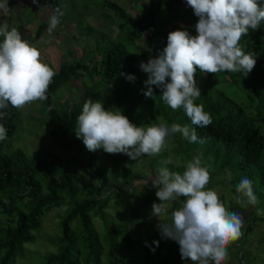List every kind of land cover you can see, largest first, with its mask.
<instances>
[{"label": "trees", "instance_id": "obj_1", "mask_svg": "<svg viewBox=\"0 0 264 264\" xmlns=\"http://www.w3.org/2000/svg\"><path fill=\"white\" fill-rule=\"evenodd\" d=\"M46 3L53 14L57 8L62 11L61 0H47ZM259 3L264 7V0ZM109 5L123 19L120 27L126 28L125 40L129 43L105 41L95 35L91 61L83 54L74 62L62 63L49 87L48 99L40 101L45 115L41 124L46 126L56 148L69 149L72 156L64 159L47 148L35 154H27L19 147L12 148L6 142L16 131L20 109L9 106L7 110L10 113L5 121L7 139L0 141V264H15L24 258H30L34 264H192L179 256L180 246L176 241L163 238L158 228L148 232L147 220H142L140 230L130 226L133 216L131 222L125 219L119 223L121 230L108 222V200L121 195L98 161L99 150L88 151L75 133L83 104L89 98L100 100L106 91L111 97L104 100L105 108H120L136 126L157 123L160 118L169 125L195 127L205 142L191 143L177 133L169 137L174 141L176 156L185 163L201 155L212 169L207 187H226L231 194L227 204L225 194L218 193L226 208L244 214L248 224L264 219L255 213L257 209L264 210V21L240 42L246 52L257 54V63L251 73L246 76L243 71L204 73L197 68L195 78L203 83L197 85L201 96L195 103L203 104L212 117L209 126L198 127L191 124L182 107L173 110L161 99V88L153 86L154 99L145 97L144 82L148 74L142 73L140 58L143 55L135 44L137 40L143 42L146 52L157 57L167 46L170 32L180 29L197 35L198 17L186 0H147L145 14H130L113 1ZM48 24L41 23L36 38L42 34V26ZM93 28L87 27L90 35L95 31ZM121 73L133 75L135 80L130 81ZM80 74H85L89 82L86 93L71 106L66 102L55 103L53 96L57 89L72 78L80 79ZM50 106H53L51 111L48 110ZM162 151L156 156H144L149 171L157 173L155 166H161L163 158L169 156ZM107 159L115 168L114 176L125 182L138 178L137 174L141 173L132 174L136 160L126 154H107ZM168 168L182 173L186 167L170 163ZM229 171L231 180L226 175ZM243 177L253 181L259 201L256 205L244 207L234 199L238 195L235 186ZM64 198L68 199L69 208L58 223L59 233L56 228V235L48 239L41 232L42 219L49 210L62 206ZM184 199H179V207ZM149 203L161 201L154 195L147 199L144 207ZM93 218L99 219L101 230ZM36 231L39 232L35 234ZM154 241H159V245ZM36 242L49 244L50 248L29 250ZM235 242L237 245L234 241L230 246ZM235 256L238 264H249L256 258L246 260L240 251Z\"/></svg>", "mask_w": 264, "mask_h": 264}, {"label": "clouds", "instance_id": "obj_2", "mask_svg": "<svg viewBox=\"0 0 264 264\" xmlns=\"http://www.w3.org/2000/svg\"><path fill=\"white\" fill-rule=\"evenodd\" d=\"M186 3L198 17L197 35L188 30L172 31L160 54L141 62V70L148 74L143 94L154 99L153 86L161 88L160 97L171 109L182 107L192 125L207 127L212 123L211 114L204 110L203 104L195 103L201 96L195 79L197 68L204 73L243 71L245 76L251 73L257 54L246 52L240 42L260 27L264 7L259 0H186ZM62 16L63 12L57 8L49 18L48 34L57 28ZM0 38V141H3L8 134L5 121L10 115L9 106L23 109L27 104L46 101L56 72L44 62L37 45L22 38L17 28L9 29L6 21L0 25ZM121 75L135 80L133 75ZM157 119V123L136 126L120 108L106 109L102 100L89 98L77 117L75 133L90 152L103 149L109 154H126L133 160L160 154L167 147L168 138L177 133L191 143L205 142L195 127L169 125ZM211 171V165L197 155L187 162L182 173L164 166L158 168L152 180L161 201L152 205V215L161 221L157 225L160 234L176 241L181 258L192 264H224L229 258L230 244L243 235V217L229 211L217 192L207 187ZM226 175L231 180L230 171ZM235 190L238 195L234 199L241 206L259 202L251 179L243 177ZM182 197L186 199L171 212V219L162 221L169 202ZM257 213L264 214V210L257 209ZM154 243L159 245V241Z\"/></svg>", "mask_w": 264, "mask_h": 264}, {"label": "rangeland", "instance_id": "obj_3", "mask_svg": "<svg viewBox=\"0 0 264 264\" xmlns=\"http://www.w3.org/2000/svg\"><path fill=\"white\" fill-rule=\"evenodd\" d=\"M47 0H39V3H34L33 0H0V25L3 22H7L9 29L12 27L17 28L22 38L27 40H34L31 43L37 45L42 54V59L45 63L51 66L55 72H57L59 66L62 63H71L75 59H78L83 54H86L87 58L91 61L92 51L94 50V37L102 38L105 41L115 40L123 44H128L126 41V28L120 27L123 19L116 15L114 11L109 7V2L113 1L126 8L130 14H145L147 10V0H61L63 16L60 19V23L57 28L48 34V25L42 26V34L36 38V30L43 22L49 23V18L53 15V11L47 6ZM183 5V2H181ZM145 6V7H144ZM78 23L81 25L79 26ZM94 27V33L90 35L91 31L87 27ZM136 45L141 48L142 57L140 62H147L151 54H148L145 50V44L141 41H136ZM140 51V49H139ZM139 62V63H140ZM143 75L145 74L142 71ZM85 74H80L79 77L72 78L71 80L63 83L60 88L57 89L53 96L55 103H67L68 106L77 102L83 94L86 93L87 78ZM197 85L203 83V80L195 78ZM112 89V87H109ZM107 96L111 97L109 91L104 92L100 96V100L104 102ZM146 114L149 113L148 109H145ZM44 114L41 111L40 101H36L27 104L23 109H20V114L17 122V128L15 133L7 139V144H10L12 148L19 147L23 149L27 154H35L41 152L42 149H52L56 151L62 158H70L73 152L69 149L56 148L51 141L48 133L46 132V126L41 124L44 119ZM140 126H144L142 123ZM174 141L168 138L167 147L164 151L169 155L164 161H171L174 165H183L186 167L187 162L182 163L179 157L176 156L173 151ZM163 152V151H162ZM107 154L103 149H99L98 161L100 165L105 169L110 183L115 187H118L120 197L112 198L108 200V207L106 208L108 215V222L111 226H115L118 230H121L120 222H124L125 219L130 223L131 227H136L138 230L142 229V220H147L148 232L157 229V225L161 222L160 218L153 216L152 205L149 203L147 207L144 204L148 198L156 195L157 189L153 186L152 180L156 177L157 173L150 170V167L143 161L144 157L136 160L134 164V170L141 173L137 174L138 178H134L131 181L125 182L121 177L114 176L115 168L110 164L107 159ZM160 164V163H159ZM169 164H162L161 166H155L158 170L160 167H168ZM157 172V171H156ZM150 189L147 191V187ZM214 190L217 192H223L225 194V202L231 197L230 192L225 187L216 186ZM126 197H130L127 199ZM67 198H64V203L60 207L53 208L44 214L42 219V234L50 239L56 235L54 231L57 228L59 233L58 223L62 221L65 216L69 203ZM179 199L169 202L167 212L161 216L162 221L171 219V212L178 208ZM228 204V203H227ZM258 215L257 212H255ZM170 215V216H169ZM244 219V226L242 228L243 235L236 240L234 245L229 246V258L224 264H238L236 253L244 254V259L256 256L252 263L249 264H264V219L256 220L248 224L247 217L244 214H240ZM264 217V214L258 215ZM95 224H98L99 229H102L99 219L93 218ZM78 225V221L76 220ZM251 226V227H250ZM39 231H36L37 234ZM172 239H169L170 242ZM43 248L45 251L50 248V245L46 243L36 242L34 246H30L29 250H35ZM181 257V254L179 255ZM15 264H34L29 259H18ZM214 264V262H210Z\"/></svg>", "mask_w": 264, "mask_h": 264}]
</instances>
